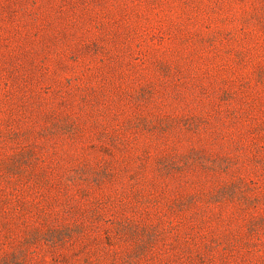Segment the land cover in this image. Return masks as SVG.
Segmentation results:
<instances>
[{
    "label": "rangeland",
    "instance_id": "374dc122",
    "mask_svg": "<svg viewBox=\"0 0 264 264\" xmlns=\"http://www.w3.org/2000/svg\"><path fill=\"white\" fill-rule=\"evenodd\" d=\"M0 264H264V0H0Z\"/></svg>",
    "mask_w": 264,
    "mask_h": 264
}]
</instances>
